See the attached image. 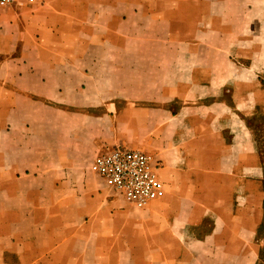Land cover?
Masks as SVG:
<instances>
[{"label":"crops","instance_id":"0c3cea01","mask_svg":"<svg viewBox=\"0 0 264 264\" xmlns=\"http://www.w3.org/2000/svg\"><path fill=\"white\" fill-rule=\"evenodd\" d=\"M123 145L165 197L90 162ZM264 0L0 8V264H264Z\"/></svg>","mask_w":264,"mask_h":264},{"label":"built area","instance_id":"2783aa9c","mask_svg":"<svg viewBox=\"0 0 264 264\" xmlns=\"http://www.w3.org/2000/svg\"><path fill=\"white\" fill-rule=\"evenodd\" d=\"M43 1L0 0V8L19 3L34 5ZM159 170V165L148 153L123 145L98 155L91 164V171L105 182L107 188L120 193L128 203L141 210L166 195L167 188Z\"/></svg>","mask_w":264,"mask_h":264},{"label":"rangeland","instance_id":"374dc122","mask_svg":"<svg viewBox=\"0 0 264 264\" xmlns=\"http://www.w3.org/2000/svg\"><path fill=\"white\" fill-rule=\"evenodd\" d=\"M24 4L23 3H19V4H16V5H13V6H23ZM93 163V160L90 162V165ZM90 168H91V166H90ZM92 172V171H91ZM101 180V182H102V184L105 186V182L102 180V179H100ZM119 196H122L120 193H117Z\"/></svg>","mask_w":264,"mask_h":264},{"label":"trees","instance_id":"16d2710c","mask_svg":"<svg viewBox=\"0 0 264 264\" xmlns=\"http://www.w3.org/2000/svg\"><path fill=\"white\" fill-rule=\"evenodd\" d=\"M263 257H264V252H263Z\"/></svg>","mask_w":264,"mask_h":264}]
</instances>
